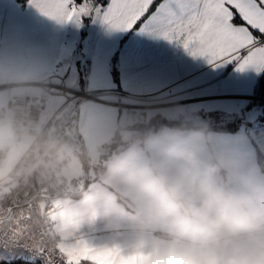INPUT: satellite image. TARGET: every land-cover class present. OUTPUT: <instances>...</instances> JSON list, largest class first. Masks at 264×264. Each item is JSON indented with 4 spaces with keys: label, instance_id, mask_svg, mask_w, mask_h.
I'll use <instances>...</instances> for the list:
<instances>
[{
    "label": "crops",
    "instance_id": "1",
    "mask_svg": "<svg viewBox=\"0 0 264 264\" xmlns=\"http://www.w3.org/2000/svg\"><path fill=\"white\" fill-rule=\"evenodd\" d=\"M95 23L88 54L80 50L77 57L59 65L58 77L47 78L71 85L69 74L80 72L81 64L86 63L89 68V79L93 65L105 64V86L98 82L88 84V92L104 93L116 100L106 103L135 115L151 109L165 118L173 119L171 114L176 113L187 121H193L191 116L203 119L212 113L224 114L228 121L239 120L237 115L250 112L255 106L252 102L259 100L253 90L264 70L248 68L240 72L235 64H210L207 58L191 56L179 41L139 25L129 31H118L103 23L102 18L91 16L90 24ZM112 67L117 71V81L113 80ZM8 82V77L2 75L0 57V108L14 95L31 93L23 89L16 93L13 89L16 86ZM260 118L245 123L240 119L235 132L164 130L141 141H135L133 132L131 139L125 141L132 142L129 147L111 155L102 169L92 174L90 169H84L82 161L88 167L95 165L107 143L99 140L92 144L78 134L83 142V157L75 172L86 182L79 195L55 200L60 208L50 215V220L58 232L81 229L84 232L63 239L60 249L73 264H93L89 256L108 251L122 257H150L145 264H182L179 259L167 257L179 255L173 241L183 238L192 221L133 202L129 175L164 163L173 170L197 171L216 187L228 191L244 192L253 184L264 186V170L257 161L260 154L264 163V120ZM133 123L127 124L125 130ZM182 152L194 153V159H183ZM19 153L9 126L0 123V178L16 162Z\"/></svg>",
    "mask_w": 264,
    "mask_h": 264
},
{
    "label": "built area",
    "instance_id": "2",
    "mask_svg": "<svg viewBox=\"0 0 264 264\" xmlns=\"http://www.w3.org/2000/svg\"><path fill=\"white\" fill-rule=\"evenodd\" d=\"M85 66L80 68L82 83L88 76ZM39 86L42 94L14 95L0 108V123L9 126L20 150L16 162L0 178V261L73 264L60 242L84 230L58 232L50 215L60 208L56 199L79 195L86 182L75 172L83 151L76 130V106L69 113L65 110L73 101L96 97L85 88L76 91L54 83L52 77ZM50 96L64 97L65 102L50 109Z\"/></svg>",
    "mask_w": 264,
    "mask_h": 264
},
{
    "label": "rangeland",
    "instance_id": "3",
    "mask_svg": "<svg viewBox=\"0 0 264 264\" xmlns=\"http://www.w3.org/2000/svg\"><path fill=\"white\" fill-rule=\"evenodd\" d=\"M90 18L91 16L85 17L79 24L76 22L60 24L41 15L37 9L29 5L28 0H0L2 75L8 77V84L22 83L20 86L13 87L15 92L19 93L23 89L26 92L42 94L43 91L38 84L46 80L48 76L58 77L60 64L69 61L74 56L77 57L80 50L84 55H87L92 43L93 28L96 26V23L90 24ZM85 68L88 76L83 82V87L80 80L81 73L77 71L69 74L68 79L72 84L68 85V82H65V85L76 91H81L84 88L86 90V86L88 84L91 86L94 82L105 86V80H107L105 64L101 65L100 63L99 65L97 62L96 65H93L90 79L89 68L87 65ZM53 82L60 84L56 78L53 79ZM86 92L95 96L96 100L73 101L65 111L69 113L76 106V130L83 141H89L92 144H96L99 140H102V143L110 144L117 130L121 133L122 140L128 141L131 139L133 131L125 130L127 124L134 122L130 126L138 129L152 117L159 115L156 110L151 109H144L141 112H136L135 115L126 112L124 108L120 109L106 103L108 101L116 102V100L104 93H91L87 90ZM64 102V97L50 96L48 108L56 109ZM168 112L166 111L164 114L167 115ZM262 113H264V108L255 105L250 112H241L237 116L242 119L243 123L245 121L254 122L258 116L264 115ZM171 117L187 121L179 118L180 116L176 113L171 114ZM191 117L193 120L191 122L204 128L217 122L228 121L224 114L218 116L216 120L207 116H204L203 119L197 116ZM134 133L137 134L135 131ZM96 164L97 161H95ZM89 169V173L92 174L99 167L96 165Z\"/></svg>",
    "mask_w": 264,
    "mask_h": 264
},
{
    "label": "snow or ice",
    "instance_id": "4",
    "mask_svg": "<svg viewBox=\"0 0 264 264\" xmlns=\"http://www.w3.org/2000/svg\"><path fill=\"white\" fill-rule=\"evenodd\" d=\"M30 6L57 23L97 16L113 30L138 25L169 40L179 41L193 57L210 64H235L243 72L264 70V0H28ZM180 259L179 255H169ZM90 262L145 264L150 257H122L108 251L89 256ZM159 259L163 260V257Z\"/></svg>",
    "mask_w": 264,
    "mask_h": 264
},
{
    "label": "clouds",
    "instance_id": "5",
    "mask_svg": "<svg viewBox=\"0 0 264 264\" xmlns=\"http://www.w3.org/2000/svg\"><path fill=\"white\" fill-rule=\"evenodd\" d=\"M180 155L194 159L192 152ZM128 182L133 202L192 221L173 241L182 264H264V186L228 191L164 163L131 173Z\"/></svg>",
    "mask_w": 264,
    "mask_h": 264
},
{
    "label": "trees",
    "instance_id": "6",
    "mask_svg": "<svg viewBox=\"0 0 264 264\" xmlns=\"http://www.w3.org/2000/svg\"><path fill=\"white\" fill-rule=\"evenodd\" d=\"M97 3H101V2H106V0H96ZM111 74L113 77L114 81H117V71L114 67H112L111 70ZM81 80V85H83L82 83V78ZM253 94L255 98H259V99H264V74H262L255 86H254V90H253ZM252 105H259L262 106V108H264V100H257V101H253ZM221 114L218 113H212L209 115H206L207 117H211L213 119L216 120V118L218 116H220ZM260 120H264V115H262V117L260 118ZM239 123H241V120H233V121H227L225 123H219L217 122L214 125H209L206 128L201 127V126H197L196 124H194L191 121H184V120H176V119H168L165 118L161 115H156L154 117H152L146 124H144L143 126H141V128H133V126H130L128 128H126L127 130L130 131H135L137 132V134L135 133V141L136 140H143L146 136H148L149 134H153V133H159L161 131L164 130H199V131H214V132H235L237 130V127L239 125ZM140 130V131H139ZM132 142H125L121 139V133L117 130L112 142L110 144H106L102 147V153L99 155L98 160H97V166L99 167V169H102L103 163L113 154H118L121 151L125 150L126 148L129 147V145ZM83 151L80 155V160L82 161V157H83ZM257 161L259 164V167L261 170H264V163H262V157L260 154H258L257 157ZM82 165L84 166V169L87 171L89 169L88 166H90L87 162H85V160L82 161ZM93 165V166H96ZM0 264H40V263H32V262H28L26 260H21V259H13L10 261H0Z\"/></svg>",
    "mask_w": 264,
    "mask_h": 264
},
{
    "label": "water",
    "instance_id": "7",
    "mask_svg": "<svg viewBox=\"0 0 264 264\" xmlns=\"http://www.w3.org/2000/svg\"><path fill=\"white\" fill-rule=\"evenodd\" d=\"M257 99H259V98H257ZM259 100H264V99H259Z\"/></svg>",
    "mask_w": 264,
    "mask_h": 264
}]
</instances>
